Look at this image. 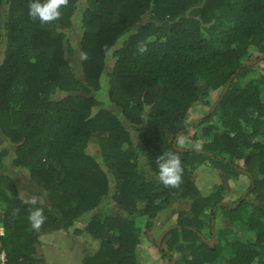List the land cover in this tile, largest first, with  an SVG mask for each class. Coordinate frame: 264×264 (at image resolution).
<instances>
[{
  "label": "trees",
  "instance_id": "16d2710c",
  "mask_svg": "<svg viewBox=\"0 0 264 264\" xmlns=\"http://www.w3.org/2000/svg\"><path fill=\"white\" fill-rule=\"evenodd\" d=\"M28 2L0 0L3 264H45L40 238L86 212L98 248L81 264H142V237L185 199L158 246L168 264H264V0H68L47 24ZM195 104L209 111L189 124ZM167 151L183 167L175 188L156 174ZM200 166L243 175L246 192L231 205L220 184L203 194Z\"/></svg>",
  "mask_w": 264,
  "mask_h": 264
},
{
  "label": "rangeland",
  "instance_id": "374dc122",
  "mask_svg": "<svg viewBox=\"0 0 264 264\" xmlns=\"http://www.w3.org/2000/svg\"><path fill=\"white\" fill-rule=\"evenodd\" d=\"M79 56L76 55L72 59V66L80 77ZM258 68L264 70V61L258 63ZM216 99V94H212L210 101ZM209 111L208 106L195 104L191 107L186 115L189 124L197 122L206 112ZM132 138L134 134H131ZM95 151V146H91ZM18 180L21 177L16 176ZM194 181L203 194L208 193L214 184H220L224 188V202L231 205L247 190L249 180L243 175L236 178H225L218 170H213L207 166H200L194 172ZM21 194L25 197L24 191ZM189 204V200L185 199L173 206L171 212H163L158 214L153 221V226L148 237H142L141 243L137 247V258L142 264H168L162 258L158 246L163 245L162 239L175 222L177 212L184 210ZM90 217V212L83 213L75 222V224L67 232L52 233L40 238V246H38V255L42 257L45 264H81L86 254L93 253L98 248V242L92 239L86 232V222ZM138 225H143L144 217L136 218ZM227 218L222 214H218L217 224L215 227L226 226ZM174 226V225H173ZM206 228L204 231H207ZM211 242V238L209 243Z\"/></svg>",
  "mask_w": 264,
  "mask_h": 264
},
{
  "label": "clouds",
  "instance_id": "9594fccd",
  "mask_svg": "<svg viewBox=\"0 0 264 264\" xmlns=\"http://www.w3.org/2000/svg\"><path fill=\"white\" fill-rule=\"evenodd\" d=\"M67 3L68 0H29L28 16L42 24L51 23L61 17V10ZM155 164L157 178L163 186L175 188L181 183L183 167L178 155L163 152L157 156ZM27 203L35 204L36 201L32 199ZM28 218L33 230H39L46 219L41 207L31 208Z\"/></svg>",
  "mask_w": 264,
  "mask_h": 264
},
{
  "label": "built area",
  "instance_id": "2783aa9c",
  "mask_svg": "<svg viewBox=\"0 0 264 264\" xmlns=\"http://www.w3.org/2000/svg\"><path fill=\"white\" fill-rule=\"evenodd\" d=\"M0 216H1V205H0ZM4 234L3 227L0 224V236ZM5 261V253L3 250H0V264H3Z\"/></svg>",
  "mask_w": 264,
  "mask_h": 264
},
{
  "label": "water",
  "instance_id": "95a60500",
  "mask_svg": "<svg viewBox=\"0 0 264 264\" xmlns=\"http://www.w3.org/2000/svg\"><path fill=\"white\" fill-rule=\"evenodd\" d=\"M166 231L167 230H165L163 233H166ZM213 243V238H211V242H210V244H212Z\"/></svg>",
  "mask_w": 264,
  "mask_h": 264
},
{
  "label": "flooded vegetation",
  "instance_id": "af4514ba",
  "mask_svg": "<svg viewBox=\"0 0 264 264\" xmlns=\"http://www.w3.org/2000/svg\"><path fill=\"white\" fill-rule=\"evenodd\" d=\"M245 192H246V191H245ZM245 192H244V193H245ZM167 230H168V229H167Z\"/></svg>",
  "mask_w": 264,
  "mask_h": 264
}]
</instances>
